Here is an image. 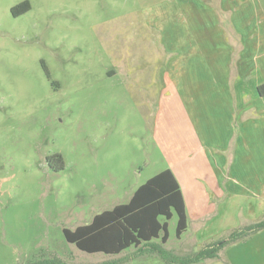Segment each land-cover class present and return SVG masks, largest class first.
I'll return each instance as SVG.
<instances>
[{
    "label": "rangeland",
    "instance_id": "obj_1",
    "mask_svg": "<svg viewBox=\"0 0 264 264\" xmlns=\"http://www.w3.org/2000/svg\"><path fill=\"white\" fill-rule=\"evenodd\" d=\"M23 1L31 8L15 15ZM197 77L209 78L201 88L215 79L199 113ZM260 88L264 0H0V264H169L152 244L83 251L63 228L128 202L180 161L203 167V154H223L211 146L230 133L216 107L223 98H237L234 115L246 105L249 127L257 119L264 130ZM257 140L247 132L252 147ZM233 207L200 228L189 220L180 238L174 214L163 247L187 256L227 238L250 222L232 228ZM243 249L189 264L236 262Z\"/></svg>",
    "mask_w": 264,
    "mask_h": 264
},
{
    "label": "crops",
    "instance_id": "obj_2",
    "mask_svg": "<svg viewBox=\"0 0 264 264\" xmlns=\"http://www.w3.org/2000/svg\"><path fill=\"white\" fill-rule=\"evenodd\" d=\"M222 79L224 83L230 84L231 82L230 76H224ZM214 80L212 79L211 88L204 86L201 88L199 85L200 83L209 84L207 83L209 82L208 77H197L193 80V84L198 85L202 91L198 90L195 97L192 98L198 113L203 106L201 102L203 95H209L210 91H214ZM206 90L208 93L203 92ZM237 101L236 98L233 103L230 96L227 101L223 98L222 103H216V107H219L218 109H221L224 114L220 121L223 120V123L226 124L224 127L230 133L225 136L223 147L214 143L211 146L217 147V149L225 148V152L213 155L203 154V167L196 163L190 167L189 161L185 159L179 162L178 172L171 168L181 185L188 213V225L190 220V225L197 224L196 227L200 228L206 218L221 213V206H224V210L234 206L229 210L230 214L226 219V221L232 220V223H235L231 226L232 228L248 221H250L248 224H251L263 219L261 217L264 216V141L263 135H259V133H263L264 130L259 128L260 124L257 123V119H252L255 124L249 127L246 105L236 111L237 115L233 114ZM238 121H241L239 125H237ZM237 131V141L234 142ZM247 132L253 134V140L258 139L253 147L247 141ZM229 148L233 149V156L229 155ZM251 149L259 150L251 154ZM249 165H251L250 169ZM186 169L191 176L187 177ZM228 246L234 250L237 247L245 249L240 251L238 257L234 255L238 263L233 260L231 255L232 260L226 256L225 264H264V229L252 233L243 240L229 243L223 248H228ZM219 252L213 259H221Z\"/></svg>",
    "mask_w": 264,
    "mask_h": 264
},
{
    "label": "trees",
    "instance_id": "obj_3",
    "mask_svg": "<svg viewBox=\"0 0 264 264\" xmlns=\"http://www.w3.org/2000/svg\"><path fill=\"white\" fill-rule=\"evenodd\" d=\"M31 8L28 1H23L12 8L15 15ZM260 92L264 91L260 88ZM177 214L176 236L180 238L188 230V213L181 185L171 168H166L141 184L128 202L115 205L96 213L91 222L75 229L63 228L66 240L74 243L86 252H104L117 254L132 246H150L169 264L200 263L214 258L227 244L243 240L252 233L264 229V218L235 228L227 238L209 244L193 255L179 256L165 249L162 243L169 240V220ZM163 217L164 221L161 220ZM160 239L157 245L154 239ZM44 264H68L58 259L48 260ZM116 264L115 261L111 263Z\"/></svg>",
    "mask_w": 264,
    "mask_h": 264
}]
</instances>
